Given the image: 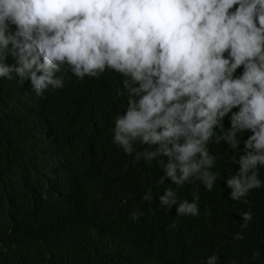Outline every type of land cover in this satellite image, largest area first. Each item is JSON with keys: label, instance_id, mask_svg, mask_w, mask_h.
<instances>
[{"label": "trees", "instance_id": "obj_1", "mask_svg": "<svg viewBox=\"0 0 264 264\" xmlns=\"http://www.w3.org/2000/svg\"><path fill=\"white\" fill-rule=\"evenodd\" d=\"M60 74L63 87L42 95L0 81V264H207L213 255L215 264H264V183L229 198L236 149L208 144L217 157L211 190L194 178L160 182L166 158L134 159L155 146L137 141L126 154L113 143L128 107L125 77L106 68L77 78L67 64ZM229 126L226 117L214 131ZM257 171L264 182V166ZM166 190L178 203L198 196L199 215L161 206ZM245 212L253 214L246 227Z\"/></svg>", "mask_w": 264, "mask_h": 264}, {"label": "clouds", "instance_id": "obj_2", "mask_svg": "<svg viewBox=\"0 0 264 264\" xmlns=\"http://www.w3.org/2000/svg\"><path fill=\"white\" fill-rule=\"evenodd\" d=\"M65 64L77 78L106 68L125 77L128 107L115 120L113 143L126 154L137 141L155 146L134 159L166 158L160 182L194 178L211 190L217 157L207 146L224 142L239 153L232 161L239 170L225 182L229 198L264 183L257 171L264 166V0H0V81L42 95L63 87ZM226 117L230 126L214 131ZM198 199L178 203L174 190L159 197L161 206L192 216ZM252 218L245 212L243 226Z\"/></svg>", "mask_w": 264, "mask_h": 264}]
</instances>
